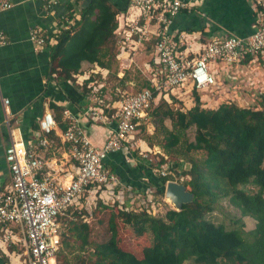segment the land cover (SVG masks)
<instances>
[{
	"label": "trees",
	"instance_id": "1",
	"mask_svg": "<svg viewBox=\"0 0 264 264\" xmlns=\"http://www.w3.org/2000/svg\"><path fill=\"white\" fill-rule=\"evenodd\" d=\"M127 6V0H82L78 18L68 28H62L61 24L54 43L46 45L50 73L67 83L73 82V75L78 73L83 61L108 70L114 58L111 43L121 24L117 15L123 14ZM71 10L68 7V11ZM72 13L67 14L69 19ZM148 46L150 51L152 44ZM250 59L247 57L244 62ZM125 75L126 72L122 77ZM122 77L119 81H123ZM89 81L86 80L84 86ZM149 87V82L144 79L142 88ZM83 89L76 97L84 99L85 87ZM192 95L194 105L186 111L174 109L162 98L158 99L162 104L150 107L148 118L149 115L161 118L159 126L168 141L161 145L165 154L157 162L139 158L136 167H127L134 177L127 181L141 188L151 185L155 196L164 194L165 183L172 172L181 169V183L193 195L192 201L183 204L179 211L168 209L163 218L143 209L117 210L109 219V240L91 246V256L95 259L79 256L75 258L77 264H264V103L262 108H243L223 102L215 108L205 109L200 107L196 89L192 90ZM49 107L55 112L62 110L52 102ZM164 119L169 120L170 129L163 126ZM55 120L59 129L65 131L67 125L61 114H56ZM146 120L137 127L135 137L144 130ZM31 127L39 132L37 124ZM191 127L195 131L194 139L188 141L186 131ZM153 137L146 136L150 146L154 144ZM192 152L202 153V156L193 159L189 156ZM118 154L112 155L118 157ZM172 155L180 158L170 159ZM182 163L189 165L188 168L182 170ZM105 165H108L107 160ZM110 167L117 175L114 165ZM160 170H166L167 175L160 176ZM118 174L125 177L124 171ZM142 176L147 181L140 186L138 180ZM222 200H227L238 213H225L228 226L224 221L215 223L206 218L220 209ZM151 203L154 205V201ZM97 206L104 205L99 202ZM73 213L75 216L68 223L67 231L61 233L57 264H70L62 255L63 246L70 248L72 245L69 236L79 243L81 251L90 244L88 223L77 219L76 212ZM244 217L254 220L252 229H245ZM115 218L131 226L136 235L140 236L144 229L150 233L151 243L143 248L142 258L119 248Z\"/></svg>",
	"mask_w": 264,
	"mask_h": 264
},
{
	"label": "built area",
	"instance_id": "2",
	"mask_svg": "<svg viewBox=\"0 0 264 264\" xmlns=\"http://www.w3.org/2000/svg\"><path fill=\"white\" fill-rule=\"evenodd\" d=\"M62 1L40 0L47 12H54ZM194 1L127 0L126 11L117 18L121 22L116 32L117 49L127 53L128 63L122 65L129 67L133 62L131 55L152 44L150 60L144 64L150 87L122 94L116 102L106 103L101 95L103 86L97 80L86 84L84 98L93 104L85 115L105 126L108 133L104 144L95 147L78 119L64 110L63 121L67 127L61 137L69 144L71 170L56 168V160L41 153L51 146L48 136L57 126L51 111L44 112L38 119L40 137L35 142L25 144L21 136L15 137L10 132L9 144L4 149L9 182L0 191V236L4 241H20L24 246V254L16 264H57L61 219L69 210L90 212L99 202L116 203L118 208H123L121 210H132L137 196L127 195L118 176L106 167L107 156L136 153L141 159L151 161L147 152L150 150L142 148V141L136 139L135 134L137 127L148 118L156 98L170 103L171 97L176 98L186 84L198 92L217 88L219 66H233L264 50V2H258L253 31L248 36L203 38L193 32L172 29L176 16L182 10L191 9ZM10 7L8 0H0V12ZM71 19L65 16L62 28L72 25ZM58 30L49 36L45 28L34 25L28 35L33 49L53 44ZM6 44V36L0 31V46ZM1 102L4 106L9 103L6 98ZM60 173L67 174V182L59 181ZM158 173L167 175L166 170ZM180 173H172L166 183H181ZM142 205L140 210L150 213L148 205L139 200L137 206ZM12 228L21 232L20 240L14 239Z\"/></svg>",
	"mask_w": 264,
	"mask_h": 264
},
{
	"label": "crops",
	"instance_id": "3",
	"mask_svg": "<svg viewBox=\"0 0 264 264\" xmlns=\"http://www.w3.org/2000/svg\"><path fill=\"white\" fill-rule=\"evenodd\" d=\"M8 2L11 3V7L0 12V31L5 34L7 39V44L0 46V191L9 182L8 170L4 161V149L9 144L10 132L15 137L21 136L25 144L35 142L40 137V132L34 131L31 126L37 124L38 119L46 111H51L55 118L56 114H61L62 120V112L64 110L70 111L78 119L91 144L95 147H101L107 138V128L85 115L87 108L93 103L86 98L76 97V95L82 94L83 87H85L86 93V85L84 86L86 80H90L89 82L98 81L99 79H96L95 75L99 74L104 77V73L106 74L108 70L99 67L96 63L83 61L80 64L78 73L73 75V82H61L57 80L55 74L50 73V58L46 46L49 44L34 50L28 39L29 31L34 25L42 26L51 36L63 26L61 25L63 24L62 20L69 12H73L71 20H76L82 6V0H63L54 12H47L40 0H8ZM258 2H264V0H196L192 3L194 5L191 9L182 10L176 16L172 29L177 32H193L203 38H209L210 36L245 37L253 31L255 13L259 8ZM68 7L73 10L68 11ZM120 15L117 18L120 19ZM111 46L116 51L114 52V59L119 66L117 77L121 78L126 72L125 69H129L132 63L129 67L122 65L125 62L128 63L126 61L128 57L127 53H120L117 49V37L114 38ZM148 48L147 44L145 49L147 52H149ZM134 54L131 55V61L135 63ZM100 85L103 86L104 84L100 83ZM103 92L101 93L103 97H101L104 102L117 101L118 98L107 102L106 99L109 98ZM198 94L203 106L208 103L210 105V101H212L211 107L214 108L215 103H217V95H213L212 98H204V91H199ZM191 96V86L186 84L176 98L183 105L190 104L186 108L189 109L193 105L191 104ZM2 98L8 99L7 106L2 104ZM51 102L62 108V110L60 112L53 111L49 107ZM217 106L218 104L215 107ZM61 132L59 127L56 126L48 136L52 141L51 146L47 151H41V153L47 158L56 160V168L71 170L73 163L69 160V144L62 141ZM141 146L143 149H147L144 142L141 143ZM111 155L107 156L108 165L106 167L111 170L110 166L114 165V168L117 169V176L127 195L132 194V196H135L134 194L139 192L141 187L127 181V179L132 180L134 178L132 174H129L127 167L138 162L140 157L137 154L128 155L125 152L119 153L118 157ZM121 171L125 172L124 178L118 174ZM60 174L58 175L59 181L67 182L68 177H65L67 174L65 176L62 173ZM142 181H147L146 177L139 178L140 186L145 185V182ZM147 187L149 186L142 189L145 190ZM71 212L82 215L91 214L92 210L90 212L86 210ZM12 231L14 239L20 240L22 238V234L17 228H12ZM64 231L61 228V232ZM24 251L25 248L20 241L7 242L0 236V264H16Z\"/></svg>",
	"mask_w": 264,
	"mask_h": 264
},
{
	"label": "rangeland",
	"instance_id": "4",
	"mask_svg": "<svg viewBox=\"0 0 264 264\" xmlns=\"http://www.w3.org/2000/svg\"><path fill=\"white\" fill-rule=\"evenodd\" d=\"M113 54L116 52L114 49L111 50ZM152 49L147 52L145 49L137 50L134 54V62H132L129 69H125L126 75L123 78V81H119L120 78L117 77L116 69L118 70L119 66L114 58H112L110 67L108 72L105 74L104 77L97 74L95 75L96 79H99L98 82L104 84L102 88L103 94L106 95L109 99H106L107 102L115 100L119 98L122 94L125 93H135L136 91L142 88L143 80L146 79V71L144 70V63L149 62L150 54ZM141 69L142 71H140ZM115 72V73H114ZM101 76V77H100ZM217 88L210 87L208 91L204 92V98L209 97L212 98L213 95H217L216 98L217 103L220 105L223 102H232L239 107L248 108V107H255V108H262L264 103V50L261 51L257 56L251 57L248 62L242 61L241 63L234 64L233 66H219L218 74L216 78ZM192 103L194 105L193 95ZM171 106L175 109H181L186 111L190 104L183 105L177 98L171 97ZM185 101V100H184ZM190 101V100H189ZM208 102V101H207ZM186 103V101H185ZM201 108L211 109V103L206 106H203L202 102L200 101ZM162 104V100H154L151 108H156L158 105ZM192 105V106H193ZM209 105V106H208ZM187 106V107H186ZM214 106V108H215ZM160 116L156 115H149V118L146 120L144 130H140V132L136 135V139L140 138L144 140L145 145H147L146 150L148 155L152 158L151 160L159 161L160 158L165 154L164 149L161 147L162 144H168L165 135L162 132L160 124ZM163 126L170 129V122L168 119L163 120ZM108 130V129H107ZM106 132V131H105ZM194 128L191 127L186 131L185 138L188 141H193L194 139ZM108 133V132H107ZM146 136H154L152 141L154 144L152 146L146 140ZM146 140V142H145ZM142 141V140H141ZM143 142V141H142ZM161 142V144H160ZM160 144V145H158ZM190 157L193 159L198 160L202 153L192 152L189 154ZM169 157V156H168ZM170 159H179L177 155H172L169 157ZM136 159V158H135ZM137 162L132 164L130 167H136ZM171 164V163H170ZM182 170L188 168L189 165L182 163ZM181 169H175L172 173L178 174ZM145 182V181H142ZM148 188V189H147ZM145 190L140 188L139 192H136L137 201L134 202L132 208L134 210H140V207L137 206L139 200L144 201L148 205V209L150 213L156 217L163 218L165 212L173 208V205L166 201L163 195H156L155 190L152 188L151 185L147 187ZM247 188L251 190H255L253 187L248 186ZM143 190V192H142ZM141 192V193H140ZM153 195V196H152ZM150 198L151 202L154 201V207L151 208V202L147 200ZM152 198V199H151ZM104 205L103 207L97 206L96 209L92 208L91 214H82L77 215V219H82L84 222L88 223L89 226V237L88 240L90 242L89 246H86L83 251L79 248V243L75 241L72 237L69 236V242L71 245L70 248H65L63 246L62 255L66 257L70 264H77L75 261L76 257L82 256L84 259L91 257L92 261L95 257L91 256V246L96 244H102L109 240L110 238V230H109V219L112 213H117V210L123 209L118 208L117 204L109 202L108 205ZM220 209L213 211L212 213L208 214L206 218L214 221L215 223L224 221L227 226L229 221L227 220L228 216L226 217L225 213L229 214H238L237 211L229 205L227 200H222L219 203ZM84 211V209L82 210ZM74 213L67 212V214L62 218V230L67 231V225L70 220H73ZM80 219V220H81ZM244 227L246 230H250L254 227V220L249 217H244ZM64 224V225H63ZM115 224L117 229V240L118 246L120 249L132 253L136 258H142V250L143 248L147 247L151 243V235L150 233L144 229L143 233L139 236L136 235L134 229L131 226H128L122 222L120 218H115Z\"/></svg>",
	"mask_w": 264,
	"mask_h": 264
},
{
	"label": "water",
	"instance_id": "5",
	"mask_svg": "<svg viewBox=\"0 0 264 264\" xmlns=\"http://www.w3.org/2000/svg\"><path fill=\"white\" fill-rule=\"evenodd\" d=\"M164 198L169 199L174 210L179 211L183 204L189 203L193 195L189 193L182 183L169 181L164 186Z\"/></svg>",
	"mask_w": 264,
	"mask_h": 264
},
{
	"label": "bare ground",
	"instance_id": "6",
	"mask_svg": "<svg viewBox=\"0 0 264 264\" xmlns=\"http://www.w3.org/2000/svg\"><path fill=\"white\" fill-rule=\"evenodd\" d=\"M166 201L170 202V200H169V199H166Z\"/></svg>",
	"mask_w": 264,
	"mask_h": 264
}]
</instances>
